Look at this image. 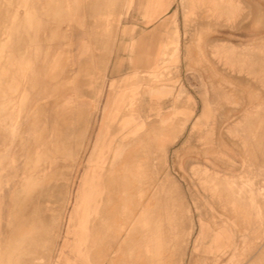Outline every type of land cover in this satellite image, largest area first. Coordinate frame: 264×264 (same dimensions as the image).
Here are the masks:
<instances>
[{
	"label": "rangeland",
	"instance_id": "rangeland-1",
	"mask_svg": "<svg viewBox=\"0 0 264 264\" xmlns=\"http://www.w3.org/2000/svg\"><path fill=\"white\" fill-rule=\"evenodd\" d=\"M2 1L0 48L16 14L17 30L11 40V71L4 75L0 69V106L17 104L25 90L30 99L16 124L0 122V264H264V28L256 29L249 20L250 6L264 14V0H197L195 7L193 0H172L170 10L153 23L136 8L143 0H135L133 8L129 0H116L111 14L104 6L109 0H68L73 8L59 16L47 10L48 0H31L41 21L37 28L25 23L24 0ZM81 2L86 29L75 7ZM94 4L100 5L99 15ZM248 25L251 34L243 32ZM174 28L180 33L179 48L166 49L157 77L149 75ZM221 41L248 49L225 50V45L217 46ZM30 54L33 69L26 67ZM50 67L57 68L55 78ZM87 67L95 75H88ZM135 71L138 76L132 78ZM126 76L131 79L123 82ZM23 79L26 83L16 93L15 85ZM113 80L133 85L134 94L146 85L171 87L172 94L153 102L134 95L125 113L141 117L145 125L136 124L142 126L129 139L105 144L101 112ZM206 101L212 117L197 124ZM173 106L183 114L163 128L155 109L166 112ZM86 128L82 149L78 134ZM61 132L78 159L57 163L60 151H44ZM39 138L44 152L37 158ZM118 145L139 158L119 161L112 200L96 207L97 217L76 236L71 218L93 158L109 149L108 164ZM221 145L233 163L224 159ZM50 164L59 171L49 177L53 181L47 192L53 200H44L38 187L33 201L27 198L14 210V192L26 177ZM204 165L235 176L220 173L231 178L223 181ZM98 170V184L106 188L107 175ZM117 201L121 206L116 209ZM223 219L231 224L235 243L215 256L213 240ZM26 225L36 229L22 241L29 253L15 251L16 229Z\"/></svg>",
	"mask_w": 264,
	"mask_h": 264
},
{
	"label": "bare ground",
	"instance_id": "bare-ground-1",
	"mask_svg": "<svg viewBox=\"0 0 264 264\" xmlns=\"http://www.w3.org/2000/svg\"><path fill=\"white\" fill-rule=\"evenodd\" d=\"M79 2V1H78ZM98 3H101L102 1L100 0H97ZM104 2V1H103ZM3 3L4 1L0 0V9L1 7H3ZM8 3V2H6ZM48 8L47 10H49V7H50V11L53 12L56 16H59V15H63V14H66L67 11H69L70 9L73 8L74 4H70L68 0H48ZM76 4V3H75ZM106 7V9H108V14H111L112 11L115 10L116 8V0H109V2H107V5H104ZM76 10H78L80 12L79 14V24L83 27V28H87L85 22H86V19L85 17L83 16V11H82V7H84V2H81L80 3V6L76 5ZM104 7V8H105ZM20 8V7H19ZM22 8L27 12V21L25 23H27L29 26L33 27V28H37L39 25H40V18L38 16L35 15V10L33 8V5H32V1L31 0H24L23 2V6ZM81 8V9H79ZM95 12L99 15V11H100V5L99 4H94V7H92ZM114 15V14H113ZM103 16V15H102ZM25 17V16H24ZM113 18V16H112ZM45 19V18H44ZM114 19V18H113ZM47 20V19H46ZM108 19H106L107 21ZM110 21H112L111 18H109ZM114 21V20H113ZM11 25L9 26V28L7 30H5L3 32V35L4 36V44L3 46L0 48V58H4V57H7L8 60H0V69H1V72L6 75L8 74L10 71H11V66H10V63H11V60H10V56L12 55V48H11V40H12V37L16 34V30H17V14L13 17L12 21H11ZM20 22V21H19ZM106 23V22H105ZM20 24V23H18ZM24 24V23H23ZM98 25V24H97ZM107 25V24H106ZM111 24L109 22V24L107 25V27H109ZM23 26V25H22ZM27 26V25H26ZM105 26V24H104ZM24 27H25V24H24ZM113 27V26H112ZM28 28V27H27ZM106 28V27H105ZM104 28V29H105ZM22 29V28H21ZM60 29V28H59ZM100 29V28H99ZM24 30V29H22ZM29 30V29H28ZM100 32V31H99ZM98 32V33H99ZM107 32V31H106ZM94 33V32H93ZM18 34V33H17ZM96 35V32L94 33ZM112 36V35H111ZM97 37V36H96ZM110 37V36H109ZM113 37V36H112ZM110 39V38H109ZM113 38H111L110 42L112 41ZM24 54V53H23ZM22 54V55H23ZM28 62V67L29 69H33L35 68V59L32 57V54H30V58L27 60ZM101 67L103 68H107V65L105 64H102ZM27 69V68H26ZM30 71V70H29ZM85 72H87V74H93L94 72V69L92 67H87L85 70ZM57 73V68L56 67H50L49 68V74H51V77L52 78H55V74ZM95 75V74H93ZM27 76V75H26ZM92 77V76H91ZM5 78V77H4ZM4 80V79H3ZM28 80V79H27ZM24 81V79H23ZM18 81L15 85L16 87V93L18 92V90L20 88H22L26 83L25 81ZM28 82V81H27ZM2 83H5L2 81ZM74 83V81L72 82H68L67 84H72ZM5 86V85H4ZM15 93V92H14ZM15 93V94H16ZM96 93V92H95ZM29 96H30V93L28 91H24L23 93L20 94L19 96V102L17 104H14L13 102L9 103V104H4V106H0V122L2 123H14L16 124L21 116V114L23 113V111L25 110L26 106H27V103L29 101ZM125 124H122V126L124 127ZM122 128V127H121ZM71 130V129H70ZM87 128L82 132V134H78V135H81V138H82V141L79 145L80 148L83 147V142H85L84 138L86 136V132H87ZM121 130V129H120ZM74 131V130H73ZM76 132V131H75ZM89 134V133H88ZM76 135V134H74ZM64 134L61 132L59 135H55L56 139L54 141V144H53V147L51 146L50 148H48L47 150H44L43 149V146H44V143L42 142L41 138H39L38 140V144H37V147L35 149V156L34 157H39L41 155L42 152L44 151H50L53 149H56L58 151H60L57 156L55 157V161L54 162H59L60 160H65V159H68V160H75V159H78V156L75 149L73 148H69L70 146H68L67 144V141H65L66 139L64 138ZM70 136V135H69ZM72 136V135H71ZM88 137V135H87ZM75 139V138H74ZM105 139V137H104ZM76 141V140H75ZM97 142V141H96ZM102 142V141H101ZM73 143V142H72ZM60 144L61 146H66L68 149V152L65 153L63 150V148H61L60 150ZM75 144V142H74ZM102 144V143H101ZM258 144V143H257ZM96 145V144H95ZM104 145V144H103ZM99 146V145H98ZM74 147V146H73ZM84 148V147H83ZM82 148V149H83ZM95 149V147H93ZM99 148V147H98ZM44 151H43V150ZM221 149L222 152V156L224 157V159L227 161V162H231L233 163L232 161V158L231 156L228 154V150H227V147L226 145H221ZM260 149V148H259ZM79 150V149H78ZM101 149H99L98 151H100ZM97 151V152H98ZM128 151V150H126ZM49 152V153H50ZM54 152V151H53ZM131 152V151H130ZM262 152V151H261ZM93 153V152H91ZM109 153V149L107 150H103L99 156H96L95 158H93V161H92V165H91V168L87 174V177L85 179V182L82 186V191H81V202L79 204V207L77 209V212L75 214H73L72 216V220H71V223L73 224L72 226H74V228L76 227V236L79 232V229L81 231H84L85 229L88 228L89 224L91 223L90 220H93L94 218L97 217V214H96V207L100 206L103 202H107V201H111L112 198H113V195H112V189H113V186L114 184L116 185V180H115V174L118 172V163L119 161H121L122 159H129L131 161H136L137 158H139V154H135V156L132 154H130L129 152H124V146L123 145H118L117 146V149L113 152V154L111 155V158H110V161H109V165L106 164V156L107 154ZM259 153V152H258ZM97 154V153H96ZM98 155V154H97ZM54 156V155H53ZM49 157V156H48ZM38 160V159H37ZM36 160V161H37ZM141 161V160H139ZM147 161V160H146ZM39 162V160L37 161ZM36 163V162H35ZM34 163V164H35ZM136 163V162H135ZM138 163V162H137ZM90 165V164H89ZM123 165V164H122ZM53 164H50V165H47L43 170L39 171L38 173H36L34 176H29V177H26L25 180L23 181V183L21 184V188L19 189V191L17 192H14L16 193L13 199L14 201V210H17L19 209V207L22 206V202L25 201L27 198L28 200L30 201H33L34 199L32 198V195L35 194L36 190L38 187L41 188V191H42V197L44 199L47 198L49 200H53V197L51 195H49V193L47 192L48 189L51 187V183H52V179H49V177H51V175L54 173L55 175H57V173L59 172L58 169L56 170H53ZM129 166V165H128ZM34 167V166H33ZM59 168V167H58ZM35 169V168H34ZM34 169H31L32 171H34ZM41 169V168H40ZM60 169V168H59ZM100 169V172L101 173H104L107 175V183H106V188L105 187H102L98 184V180L100 179V176L101 175H96V171ZM30 170V171H31ZM63 170V168H62ZM208 170L210 172H214V174H216L217 178H220L221 180L223 181H228V180H231V178L229 177H225L223 175H221L220 173L216 172V171H213L212 169H209ZM26 171V170H25ZM58 171V172H57ZM99 171V170H98ZM123 172V171H122ZM53 174V175H54ZM54 175V177H55ZM218 175H220L221 177H219ZM45 176V177H44ZM44 177V179H43ZM52 176V178H54ZM46 178V179H45ZM104 179V178H103ZM52 180V181H51ZM22 181V180H21ZM131 183V182H130ZM124 184V183H123ZM127 183H125L126 185ZM112 185V186H111ZM122 185V184H121ZM124 185V186H125ZM20 187V185H19ZM125 188V187H124ZM123 188V189H124ZM46 199V200H47ZM45 200V199H44ZM118 200V199H117ZM27 201V200H26ZM121 201V199H120ZM120 201H117L119 202V205L116 204L115 202V205L112 206L114 208H118V206L120 207L121 204H120ZM48 202V201H47ZM122 202V201H121ZM22 203V204H20ZM123 203V202H122ZM21 205V206H20ZM150 206V205H149ZM104 207V206H103ZM124 207V206H123ZM127 207V206H126ZM156 207V206H155ZM101 208V207H100ZM99 208V210H100ZM116 208V209H117ZM149 208V207H148ZM151 208V207H150ZM149 208V209H150ZM98 210V211H99ZM151 210V209H150ZM211 213V212H210ZM107 214V213H106ZM110 214V213H109ZM145 214V213H144ZM102 215V213H101ZM108 215V214H107ZM167 215V214H166ZM209 215V214H207ZM19 214L17 213V215L13 216L15 217V220L18 218ZM100 216V214H99ZM104 217V216H103ZM214 218V217H213ZM14 219V218H13ZM54 219V217H53ZM52 219V220H53ZM61 220V218H60ZM18 222V221H17ZM13 224V223H12ZM18 224V223H17ZM25 224V223H23ZM20 225V223H19ZM22 225V224H21ZM15 228V227H14ZM227 228H229L228 225H221V227L215 232V236H214V240H213V251L215 252V254L219 255V254H222L223 253H227L228 251L231 250L232 248V245H233V238H231V235L228 233L227 231ZM39 229V228H38ZM41 229V228H40ZM158 229V228H157ZM74 230V229H73ZM17 232H19V238H18V242L16 244L14 248L15 251H27L29 253V250L28 249H22V244H23V240L24 238L26 237V235L28 236V234L32 235L31 232L32 231H36L35 227H32L31 225L29 226H18V229H16ZM39 231V230H38ZM53 229L50 228V232H52ZM74 232V231H73ZM15 234V233H14ZM51 234V233H50ZM35 236L38 235L37 233L34 234ZM31 236V237H32ZM39 236V235H38ZM42 239V238H41ZM232 240V241H231ZM37 241V240H36ZM36 243V242H34ZM39 243V241H38ZM44 244L45 246V242L42 243ZM41 247V246H40ZM46 248V247H45ZM44 248V249H45ZM159 248V246H158ZM160 249V248H159ZM158 250V249H157ZM36 253V252H35ZM30 255V254H29ZM28 255V257H29ZM33 255V254H32ZM220 256V255H219ZM26 257V256H25Z\"/></svg>",
	"mask_w": 264,
	"mask_h": 264
},
{
	"label": "crops",
	"instance_id": "crops-1",
	"mask_svg": "<svg viewBox=\"0 0 264 264\" xmlns=\"http://www.w3.org/2000/svg\"><path fill=\"white\" fill-rule=\"evenodd\" d=\"M221 1H223L225 4L227 3L226 0H221ZM194 2H196V4ZM129 3L131 4V8L135 6V0H129ZM233 3L235 2L232 1L231 5H233ZM199 4L200 3L197 0L192 1L193 7ZM236 4H240V2H236ZM171 5H172V0H143V2L138 4L136 8L142 12L144 18L147 20L148 23H153L158 18L164 16L170 10ZM208 8L212 9L211 6H208ZM249 9H250L249 10V17H250L249 20L251 21V18H253V27H256V29L264 28V14L261 11V9L259 7L257 9H254L253 6H250ZM109 22L111 23V21H109L108 19L105 24L108 25ZM243 32L245 34H251L254 31L251 28V26L248 25L246 28V31H243ZM179 36H180V33L177 28H174L170 32V36L168 37L170 41L169 43H166V42L163 43L162 49L160 53L158 54L157 61L154 65V68L152 71L149 72V75L157 77V72H158L157 69H159L160 65L163 64V54L165 50L169 49L170 46H173V45H176L174 49L179 48L180 46ZM224 45H225V50L226 49H230L231 51L235 50L234 52H242L248 49L247 45L238 46L236 44H233L231 42H226V41L219 42V45L217 46H224ZM131 76L132 78H135V76H138V72L135 71ZM130 79L131 77L126 76L123 82H127ZM112 82L113 83L111 87L108 88V94L106 97V101L102 107V112H101L102 116H101L100 124H106L105 130H104V136L106 137L105 144L109 143L110 140L113 138L122 139L126 137V139H129L133 135L137 134L139 129L142 126L140 125L139 128H136L135 127L136 124H144V121L142 120L141 117L138 118L135 115L125 113L126 112L125 109L129 107L130 103L132 102V97L134 95H136L137 98L140 95H143L144 97H149L150 101L153 102L155 101V99L159 100L163 97H168L169 95L172 94L171 87L169 88L152 87L150 85H146L144 88L141 87V89L138 90L137 94H134L135 90H134L133 85L131 87L127 85L121 86L116 80H113ZM98 108H99V105L96 104L95 109H98ZM150 108H152V106H150ZM151 110H153V108ZM155 111L157 112L160 118V124H162L163 128H170V126L173 125L171 123L176 118H178L179 115L183 114L180 109L174 106L166 112H162L160 108H156ZM211 117H212V110L210 108L209 102L206 101L204 102L203 110L199 118L197 119V124L201 121H208L209 119H211ZM117 121H118V124H113ZM110 124H113V125L110 126ZM122 124H125L124 127L122 126ZM114 126L117 127V131L115 133H112L111 129ZM204 166L211 168L210 166H207V165H204ZM215 171L221 174L235 176L234 174L223 173V172H219L218 170H215ZM225 224L229 226V228H227V231L231 235V238H234L232 234V230H231V224L228 223L225 219H223L222 225H225ZM234 240L235 238L233 239V241ZM215 256H217V254H215Z\"/></svg>",
	"mask_w": 264,
	"mask_h": 264
}]
</instances>
